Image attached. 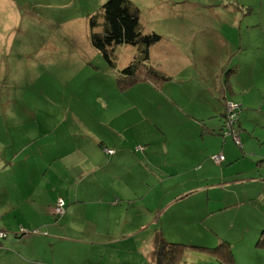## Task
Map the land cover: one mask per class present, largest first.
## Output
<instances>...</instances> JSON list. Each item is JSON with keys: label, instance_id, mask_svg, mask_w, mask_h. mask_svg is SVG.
I'll return each instance as SVG.
<instances>
[{"label": "rangeland", "instance_id": "374dc122", "mask_svg": "<svg viewBox=\"0 0 264 264\" xmlns=\"http://www.w3.org/2000/svg\"><path fill=\"white\" fill-rule=\"evenodd\" d=\"M103 1L0 0V174L20 181L44 174L56 195L52 216L59 218L53 210L57 196L66 208V196L78 184L91 186L76 178L98 153L81 159L77 149L104 139L120 153L111 163L115 178L127 192L137 185L145 191L130 206L131 216L152 215L145 206L158 204V195L165 203L179 190L206 183L208 191L197 189L170 203L174 237L212 246L222 236L231 243L234 264H264V246L256 244L264 228V0H132L142 30L161 35L151 54L170 77L162 88L145 80L125 89L117 86L116 72L130 61L134 45L116 44L112 64L91 42V30L102 29L96 14ZM94 15L100 23L91 29ZM158 48L170 53L158 55ZM236 64L233 99L243 96L249 103L241 105L239 141L224 132L201 134L208 124L179 107L210 106L220 67L225 85ZM161 95L168 96L159 114ZM234 101L238 117L242 102ZM218 118L205 117L214 125ZM109 147L104 151L114 152ZM217 154L225 160L213 159ZM72 213L81 216L82 208L74 206ZM123 218L121 208L113 209L108 222L117 225ZM18 225L0 227L2 237H14ZM30 231L21 225L17 230ZM185 260L222 264L192 247Z\"/></svg>", "mask_w": 264, "mask_h": 264}, {"label": "crops", "instance_id": "0c3cea01", "mask_svg": "<svg viewBox=\"0 0 264 264\" xmlns=\"http://www.w3.org/2000/svg\"><path fill=\"white\" fill-rule=\"evenodd\" d=\"M224 7L227 6L224 4ZM169 50L170 48H158V55L170 53ZM151 51L150 47V61L163 72L170 71L166 67L158 66V64L166 66L162 62L155 63L153 57L156 54H151ZM227 52L231 54L232 48H229ZM225 66L220 67L219 85H215L210 90L213 96V103L208 104L210 106L202 105L203 107L198 108L193 104L189 108L179 107L187 115L189 114L188 116H194L208 124H202L201 134L203 132L220 133L226 110L224 100L234 101L233 97L236 96L230 78L239 71L238 64L234 66V73L225 76L224 85L222 78H224ZM163 83L165 82L161 83V88L164 86ZM166 96L168 95H161L158 98L159 114H161L163 102L167 101ZM187 99L191 102L189 97ZM236 101L242 102L237 121L238 127L241 128L239 119L241 105L249 103L244 101L243 96H238L234 102ZM171 107L177 110L173 105ZM206 116H218L219 125L206 121ZM163 121H158V125ZM166 121L168 124L173 122L167 119ZM107 126L110 125L107 124ZM86 132L89 130L86 129ZM107 145L104 139L98 140L96 137L87 142L84 147L77 149L81 159L98 153V157L91 160L89 169H83L82 172L85 175H81L79 179L76 178L78 182L83 180L91 182V186L85 187L78 184L80 188L76 193L66 196L68 206L62 214L57 215L60 216L59 218L52 216V204L56 195L49 190V185L44 183L48 181L44 174H31L22 178L21 181L11 174H0V227L12 228L11 222H19L18 226L13 227L15 231L12 232V236L14 237L0 238V264H158L155 259V250L158 245L167 240L185 242L175 238V232L170 231L172 222L167 216L170 203L197 189L208 191V184L201 183L179 190L165 203H161V196L158 195V204L145 206V209L153 212L152 215L131 216L128 213L130 206L137 203L135 201H139L145 195V191L137 185L135 189L127 192L121 181L115 178L118 172L112 168L111 163L120 153L117 147ZM105 147L114 148V152H105ZM141 163H145V158ZM198 166L195 165V167ZM88 171H90L89 176ZM72 180L71 177L66 178L63 188L69 187ZM212 184L215 183L210 185ZM226 203L225 201L223 206ZM74 206L82 208L81 216H75L72 213ZM119 208L122 209L124 218L119 224L113 225L108 222L109 214L113 209ZM96 216L98 219H95ZM99 216L104 220H99ZM20 225L31 228L33 231L21 235L17 232ZM222 238L224 237L219 236L217 242ZM224 239L230 243L227 238ZM191 242L193 241L189 243Z\"/></svg>", "mask_w": 264, "mask_h": 264}, {"label": "trees", "instance_id": "16d2710c", "mask_svg": "<svg viewBox=\"0 0 264 264\" xmlns=\"http://www.w3.org/2000/svg\"><path fill=\"white\" fill-rule=\"evenodd\" d=\"M98 14L102 18V29L100 31L92 29L97 23H100L96 19V15L99 16ZM96 15L92 16L89 21L92 29L91 42L112 64L116 63L115 59L111 60L115 57L113 47L116 44L131 43L135 47L130 61L118 68L116 72L115 81L120 89H125L140 80L151 81L160 86L162 82L169 79L170 76L167 73L150 61V47L161 38V35L154 30H142L138 8L132 0H105L100 5ZM225 112L220 133L223 132L222 129L224 128ZM234 118L233 126L239 134L238 117L235 114ZM259 233L261 234L256 244L264 246V228H261ZM188 247L209 253L222 264H234L235 262L230 243L222 238L212 246L177 240L164 241L155 250L156 263L188 264L185 260Z\"/></svg>", "mask_w": 264, "mask_h": 264}, {"label": "built area", "instance_id": "2783aa9c", "mask_svg": "<svg viewBox=\"0 0 264 264\" xmlns=\"http://www.w3.org/2000/svg\"><path fill=\"white\" fill-rule=\"evenodd\" d=\"M237 104H234L232 101H227L226 103V112H225V119H224V128L222 129L223 134L225 135H232L235 141H239L238 139V132L233 126L234 118V111ZM224 156L222 154H217L213 156V159L217 160H223ZM54 213L55 214H62L65 210V204L64 200L58 196L54 205ZM34 231H38V229H34ZM6 232L3 230H0V237L5 236Z\"/></svg>", "mask_w": 264, "mask_h": 264}]
</instances>
